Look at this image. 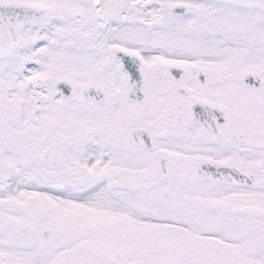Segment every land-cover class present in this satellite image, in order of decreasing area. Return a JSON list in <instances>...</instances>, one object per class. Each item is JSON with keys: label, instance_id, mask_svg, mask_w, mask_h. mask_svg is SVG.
Instances as JSON below:
<instances>
[{"label": "flooded vegetation", "instance_id": "af4514ba", "mask_svg": "<svg viewBox=\"0 0 264 264\" xmlns=\"http://www.w3.org/2000/svg\"><path fill=\"white\" fill-rule=\"evenodd\" d=\"M22 1L38 8L17 47L0 55V193L8 176L20 178L19 168L32 176L75 173L80 181L79 171L103 165L111 190L166 215L153 218L154 227L34 215L23 228L0 200V264H39L40 257L43 264H136V230L146 243L150 235L176 241L170 250L159 245L154 258L144 253L142 264H231L230 238L264 228V72L259 87L236 79L237 88L228 70L214 73L200 56L152 61L141 41L117 33L129 18L126 0L108 9L112 0ZM170 20L190 30L196 15ZM213 161L235 183L194 178L210 175L205 163Z\"/></svg>", "mask_w": 264, "mask_h": 264}, {"label": "rangeland", "instance_id": "374dc122", "mask_svg": "<svg viewBox=\"0 0 264 264\" xmlns=\"http://www.w3.org/2000/svg\"><path fill=\"white\" fill-rule=\"evenodd\" d=\"M59 1L68 7H74L68 0ZM174 1L176 0H127L126 6L123 1L121 8L129 13L130 20L128 21L131 22L126 25L118 24L117 29L133 31V34L143 36V51L145 56L151 60L176 56L179 54L177 51L183 49L176 46L175 51L169 50L170 43H175L177 39H172L171 34L167 31L170 22L167 19L168 12H166L167 5ZM191 1L197 3L194 5L196 9H202L203 19L214 17L215 20L211 27L214 30L192 29L183 33L185 42H201L202 48L198 52L203 57L202 61L205 64L211 66L215 71H221L223 65H227L231 74L239 78L244 71L248 70L264 72V12L223 5H217L214 10H211L207 5H203L204 0ZM112 2L115 0H112L110 4H105L104 8L112 7ZM194 13L197 18H202L200 11L194 10ZM195 23L196 21L194 25ZM195 27L203 29L204 25H195ZM194 51L197 49L195 48ZM183 52L191 54L190 50H183ZM239 52L243 57L239 55ZM259 57L261 60L258 59ZM240 95L241 92L237 94V97ZM104 168L105 166L100 165L93 171H79L80 181L77 180L75 173L67 175L55 172L48 176H32L29 171L19 168V179L12 176L6 178L7 182L0 193V200L5 202L8 218L9 216L13 219L20 217L23 228L25 221L34 215L37 217L54 215L55 217L129 218L127 222H134L136 227L138 224H150L151 227L159 226L158 221L153 218L166 214L157 213L153 209L141 211L135 203L111 190L110 186L114 179ZM99 175H103V178L98 179ZM61 180L68 181L64 183L60 182ZM253 193L261 196L257 192ZM179 228L188 233L193 232L191 225H183ZM261 231L264 232V228H261ZM260 234L264 235V233ZM108 237L105 236V238ZM151 237V235L148 236L146 241L152 242L146 243L143 233L135 231L132 241L134 242L135 263L149 250L153 251L151 255L154 258L158 253L159 245L161 248L164 246L166 250L175 248L176 241L170 240V242L162 243L158 236L153 239ZM203 237L214 239L210 235ZM258 238L264 237L259 236ZM258 238L254 240L251 235L232 237L229 242L233 262L237 261L236 264H264V242L257 243ZM39 246L41 247V244ZM14 247L18 246L13 245L12 248ZM57 258L58 256L54 257V259ZM39 264H43L41 257Z\"/></svg>", "mask_w": 264, "mask_h": 264}, {"label": "water", "instance_id": "95a60500", "mask_svg": "<svg viewBox=\"0 0 264 264\" xmlns=\"http://www.w3.org/2000/svg\"><path fill=\"white\" fill-rule=\"evenodd\" d=\"M214 1H218L221 3L229 4V5L254 8V9L264 11V0H214ZM10 5L11 7H9ZM6 7H9L10 9H16L17 7H19V5L15 2L7 3V2L0 1V17H1L2 10H5ZM188 10L189 8L184 5H176L171 8L172 13L175 15L184 14L188 12ZM242 81L248 87L250 86L257 87L261 82V78L260 76L254 73H245L242 77ZM210 179H219L220 181H224V176L216 175V176L210 177Z\"/></svg>", "mask_w": 264, "mask_h": 264}]
</instances>
